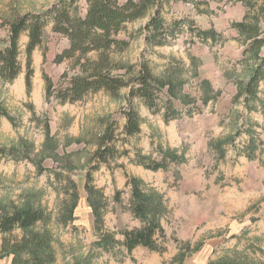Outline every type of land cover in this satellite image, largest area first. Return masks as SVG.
<instances>
[{
  "label": "rangeland",
  "instance_id": "obj_1",
  "mask_svg": "<svg viewBox=\"0 0 264 264\" xmlns=\"http://www.w3.org/2000/svg\"><path fill=\"white\" fill-rule=\"evenodd\" d=\"M57 1L0 0V47L6 45L11 20ZM207 1L201 7L170 1L164 19L168 24L189 19L200 28H213L222 34L221 41H201L186 28L171 45L151 49L140 31L147 17L128 23L120 35L131 45L116 59L128 64L148 59L155 75L172 79L175 109L181 113L165 120L167 88L157 112L135 98L141 116L137 135L123 130L128 88L115 96L98 91L77 103L46 98L45 75L59 85L63 73L78 72L69 60L55 62L69 40L53 31V23L32 53L33 87L28 92L29 39L27 32L21 35L22 72L11 82L0 77V109L8 110L17 124L0 117V145L20 148L29 157L0 160V217L14 207L46 210L55 251L51 264H264V73L253 109L240 95L264 59V48L245 54L232 28L245 14L242 2ZM81 6L85 12V3ZM110 122L117 127L119 151L91 172L105 204L99 228L85 189L86 174L96 165L98 136ZM139 155L168 165L146 168ZM129 176L140 178L146 192L163 196L164 234L156 237L161 252L146 246L127 251L122 244L125 230L142 225L129 208ZM74 191L78 200L70 212ZM21 234L19 229L13 236ZM105 234L114 235V244L103 239ZM3 238L0 234V264H12L13 255L1 252Z\"/></svg>",
  "mask_w": 264,
  "mask_h": 264
},
{
  "label": "trees",
  "instance_id": "obj_2",
  "mask_svg": "<svg viewBox=\"0 0 264 264\" xmlns=\"http://www.w3.org/2000/svg\"><path fill=\"white\" fill-rule=\"evenodd\" d=\"M170 1L194 3L198 7L208 4L207 0H59L40 12L29 11L16 16L9 22V32L4 47H0V77L13 81L22 72L20 53V37L27 32L26 46L27 63L25 85L28 92L32 89L33 51L44 42L45 28L53 23V31L62 34L69 40V45L58 53L55 62L69 60L71 67L78 69L72 75L65 72L62 82L55 85L49 75H45L46 98H54L61 103H77L90 94L104 91L107 94L118 95L128 88V105L122 113L126 117L125 134L137 135L141 132V116L134 104V99H143L145 104L154 112L161 110V95L167 88L168 101L165 102V120L170 121L180 116L175 109L172 79L155 75L149 60L142 57L138 64H128L116 59L117 53H123L131 45V40L120 35L128 23L146 18V24L140 28L149 48L171 45L187 28L201 41H221L222 34L213 28H200L189 19H176L170 24L164 19L163 11ZM245 6L242 20L234 21V27L245 45V54H258L264 48V0H237ZM84 2L86 11L83 12L81 3ZM96 54L95 57H92ZM264 59L258 64L241 89L240 95L248 110L254 108V102L260 99L259 87L263 81ZM121 71H124L121 73ZM33 115L35 112L33 110ZM8 118L14 125L16 118L5 108L0 109V117ZM98 136L93 157L96 165L86 174L85 189L93 209L95 225L102 227L104 206L103 194L92 185L91 172L98 169L101 163L115 157L119 149L117 127L114 122ZM20 148H6L0 145V160L4 157L12 159L28 158ZM141 165L152 170H159L168 165L167 161L152 162L146 156H138ZM171 159V158H170ZM131 192L129 208L142 225L125 230L122 244L127 251L138 246L160 251L157 236L164 234L160 218L165 210L163 196L158 192H146L143 181L135 176H129L127 187ZM121 192H117L119 198ZM78 194L73 192V212ZM50 217L41 207H14L5 211L0 217V234L4 235L2 251L13 255L12 264H51L55 260L52 244V234L47 228ZM21 230L20 237L13 236L14 231ZM12 236V237H11ZM106 242L114 244V235L105 234Z\"/></svg>",
  "mask_w": 264,
  "mask_h": 264
}]
</instances>
